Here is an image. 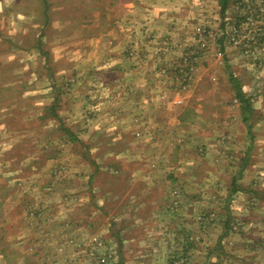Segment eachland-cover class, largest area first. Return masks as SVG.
I'll return each mask as SVG.
<instances>
[{
  "label": "rangeland",
  "instance_id": "rangeland-1",
  "mask_svg": "<svg viewBox=\"0 0 264 264\" xmlns=\"http://www.w3.org/2000/svg\"><path fill=\"white\" fill-rule=\"evenodd\" d=\"M121 1L0 0V138L4 134L3 122L14 132L13 136L23 141L16 148L1 145V162L14 158L13 168L24 169L30 178L39 164L49 159L50 166L44 173L46 178L53 171L51 185L55 193V200L47 203L42 191L45 178L22 182L21 187L26 189H21L19 200L28 207L24 216L21 210L9 209L10 222H0V264H264V244L258 243L259 257H251L250 246L256 245L247 242L251 240L252 228L245 230L246 226L239 218L234 219L230 208L236 185L231 181L238 179L254 159L256 146L253 144L252 150L245 146L241 151L245 161L241 162L240 170L238 167L227 176L228 191L220 193L218 182L211 189L216 190L210 193L203 186L204 173L225 164L232 167L240 163V155L229 145L226 147L231 129L239 130L240 126L242 131L247 130L248 141L264 137V0H229L224 12L222 0H186V8L177 14L173 39L168 36L169 40L162 43L154 33L146 39L157 42L161 51H166L154 72L173 83L168 90L177 94L180 99L177 105L185 109L176 113L177 141L167 147L174 151L173 162L177 164L173 175L177 173L176 179L181 183L171 188L172 195L163 205L171 217L165 215L166 220L140 233V237L146 236L148 240L120 246L114 235H110L114 240L106 235L108 228L120 237L121 224L114 227L110 221L100 232L78 225L76 210L65 213V209H59L67 196L62 192L68 187L67 191L83 188L80 193H87L91 189L89 179L84 172L79 176L70 171L72 165L67 170L71 176L59 175L67 156L60 141L47 146L45 135L20 138L24 130L43 124L40 111L35 117L27 115L33 107L32 94L28 93L39 91L37 97L49 89L50 80L58 71L57 58L66 49L77 47L90 54L91 32L119 25L123 14ZM127 55L132 59L143 58L133 49ZM185 59L191 65H186ZM68 83L65 80L58 83L56 92L65 93ZM239 96L248 107H244ZM242 123L246 128L243 129ZM65 125V122L58 124L57 130L61 129L90 163L87 148L80 146L74 132ZM57 134L56 131L53 135ZM210 138L212 142L207 141ZM210 160L213 162L209 163ZM153 161L164 165L158 157L150 163ZM182 183L184 188L180 186ZM36 188L38 200L30 198L27 202L25 196ZM70 193L74 197L77 194ZM84 198L86 205V198L89 201L90 197ZM90 212L96 211L84 210L81 219ZM20 234L32 240L20 244ZM208 235L212 240L203 247L201 238ZM233 249L237 254H230ZM91 250L96 251L95 259ZM220 251L224 252L223 257L219 256ZM198 252L206 256L200 257Z\"/></svg>",
  "mask_w": 264,
  "mask_h": 264
},
{
  "label": "crops",
  "instance_id": "crops-1",
  "mask_svg": "<svg viewBox=\"0 0 264 264\" xmlns=\"http://www.w3.org/2000/svg\"><path fill=\"white\" fill-rule=\"evenodd\" d=\"M185 1L135 0L132 3L129 0H122L123 14L119 25L115 27L113 24L108 30L101 29L99 33L91 32L90 54L82 53L83 50L77 47L74 50L66 49L57 58L58 71L55 77L51 78L52 85L49 89L37 97L39 91L28 93L32 94L30 98L33 107L27 115L29 113V117H35L40 111L43 124L37 129L34 126L24 130L25 132L22 131L24 133H20V138H26L28 135L32 137L45 135L47 146L58 144L60 141L67 156L64 159L65 166L62 167L63 170L59 175L71 176L70 171H72L81 176L84 172V177L89 179V189H91L87 193H80L83 192V188L67 191L68 187H65L66 190L62 194L67 195L64 197L66 200H63L59 209H65V213L76 210L78 225L89 226L92 232H100L101 228L106 229V224L110 221L113 222L114 227L121 224L118 232L120 237L108 228L106 235L110 240L112 239L110 235H114L120 246L148 240L146 236L140 237V233L144 232L143 229L154 228V225L166 220L165 215L171 217L163 205L168 196L172 195L171 188L181 183L176 179L177 173L173 175L177 164L173 162L174 151L168 150L167 147L177 141L176 113L185 109L177 105L180 100L177 94L173 90H168L173 83L167 81L168 79L160 78L161 75H156L154 72H157L160 64L157 62H161V57L166 55V51H161L162 47L156 44L157 42H149L146 39H149L148 36L153 33L162 43L169 40L168 36L173 39L176 31L173 26L177 24L178 12L186 8ZM147 31L149 33L146 34ZM132 49L145 59L130 58L127 51ZM64 80L70 82L67 91L58 94L55 89L58 83ZM42 104L46 105L43 107ZM64 122L67 123L65 126L74 132L80 146L84 145L87 148L90 163L85 161L86 156L68 140L61 129H58L60 132L57 130V125ZM1 124L4 134L0 139L6 140H0V146L8 145L16 148L21 145L23 141L13 136L14 132L10 131L5 123ZM242 127L246 128L243 123ZM238 129L235 127L230 130V142L226 147L229 145L240 155V160L238 159L240 163H235L232 167L229 166L230 164H225L224 167L220 166L214 171L209 170L204 173L203 186L210 193L216 190L214 187L211 191L212 186L218 182L220 193L228 191V184H225L227 176L238 167L240 170L241 162L245 161V158L241 157V151L245 146L250 150H252L251 146H256V151L252 154L254 159L250 160V164L242 170L238 179L231 181L236 185L234 189L232 188L235 192L230 205L234 219L239 218L246 226L245 230L252 228L251 240L247 242L256 243L250 246L253 250L251 257L256 258L260 253L258 243L264 244V154L257 151H264V137L257 138L256 142L248 141L247 130L242 131L240 126ZM56 131L58 134L54 136ZM207 141L212 142L213 139ZM161 147L165 148L161 149ZM248 148L246 151H249ZM157 157L160 158V162H164L163 166L160 163L155 164L154 161L150 163ZM2 158L3 156L0 155V162ZM211 162L213 160L209 161ZM49 163L50 160L45 159L44 164H39V169L27 178L24 169L13 168L14 158L5 163L1 162L0 222L3 224L10 222L7 218L9 209L12 211L16 208L18 212L20 210L24 212L23 216L26 214L25 209L28 206L26 207V203L23 205L19 200L21 189H26V186L21 187L22 182H27V179L31 178L44 180L42 178H45L44 172L50 166ZM71 165L72 168L67 172ZM54 174L56 176L57 172ZM47 177L42 191L46 202L51 203L55 200V198L53 200L54 188L51 185L54 178L53 171H50ZM180 186L184 188L183 183ZM36 190L37 188L33 193L25 196V199L28 198L27 202L31 201L30 198L38 200ZM70 192L77 194L74 197ZM85 195L90 197L89 201L86 198L88 202L86 205ZM42 202L45 200L39 201V204ZM86 209L96 212H90L87 218L81 219ZM160 214L161 217L158 218ZM126 232L129 233L124 235ZM21 234L18 243L32 240L25 239L26 235L21 236ZM211 240V235H208L204 239L201 238L200 244L204 247V244ZM234 241L238 243L237 238ZM30 247L31 245L29 249ZM241 247L245 246L241 245ZM193 253L195 255V251ZM220 253L219 256L223 257L224 252L220 251ZM226 253L229 254L228 251ZM198 254L203 258L206 256L203 252ZM230 254H237L236 250L233 249ZM244 254L247 255L248 252Z\"/></svg>",
  "mask_w": 264,
  "mask_h": 264
},
{
  "label": "trees",
  "instance_id": "trees-1",
  "mask_svg": "<svg viewBox=\"0 0 264 264\" xmlns=\"http://www.w3.org/2000/svg\"><path fill=\"white\" fill-rule=\"evenodd\" d=\"M228 5H229V0H222V12H224L226 10ZM238 91L241 92V90H239V88H238ZM239 97L241 98V101H242V104L244 105V107H248L245 99L242 96H239Z\"/></svg>",
  "mask_w": 264,
  "mask_h": 264
},
{
  "label": "built area",
  "instance_id": "built-area-1",
  "mask_svg": "<svg viewBox=\"0 0 264 264\" xmlns=\"http://www.w3.org/2000/svg\"><path fill=\"white\" fill-rule=\"evenodd\" d=\"M185 63H186V65H191V61L189 60V59H185ZM193 70V69H192ZM163 73L165 74L166 73V71H163ZM187 76V75H186ZM90 254H91V256L95 259V257H96V251L95 250H91L90 251Z\"/></svg>",
  "mask_w": 264,
  "mask_h": 264
}]
</instances>
